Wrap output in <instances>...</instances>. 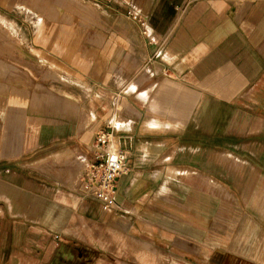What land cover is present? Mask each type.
<instances>
[{
  "label": "crops",
  "instance_id": "crops-1",
  "mask_svg": "<svg viewBox=\"0 0 264 264\" xmlns=\"http://www.w3.org/2000/svg\"><path fill=\"white\" fill-rule=\"evenodd\" d=\"M75 1L92 6L81 16L95 25L40 26L25 47L59 70L61 83L44 95L31 90L36 102L30 108L16 94L0 100V225L7 217L12 225L49 226L39 211L66 224L59 211L93 198L82 175L101 129L127 154L129 169L116 181L117 208L166 219L150 205L155 195L168 201L174 192L166 180L161 186L162 179L188 177L190 183L175 179L177 187L196 200L177 209L207 225L214 220L215 193L228 199L236 193L244 210L236 250L201 240L195 222L190 236L175 232L203 246L207 258L219 252L222 264H264V0ZM0 22L21 51V40ZM32 76L36 80L37 72ZM12 115L22 117L18 137L8 127ZM215 146L228 168L217 174ZM233 160L250 174L236 191L214 178H229ZM197 196L205 200L204 210Z\"/></svg>",
  "mask_w": 264,
  "mask_h": 264
},
{
  "label": "rangeland",
  "instance_id": "rangeland-1",
  "mask_svg": "<svg viewBox=\"0 0 264 264\" xmlns=\"http://www.w3.org/2000/svg\"><path fill=\"white\" fill-rule=\"evenodd\" d=\"M85 6L75 0H0V18L22 42L21 51H18L0 30V100L5 93L16 94L24 98L25 106L30 108V104L36 102L35 97L29 98L31 90L34 95H44L47 88L49 90L53 88L52 83L55 85L61 83L59 70L57 72L53 66L43 62L44 60L31 56L30 51L25 50L26 43L34 34L33 30L40 26H61L68 21L81 25L83 22L86 25H95L93 18L81 16L83 12H93L89 9L92 6L88 4ZM7 37L13 40L8 34ZM36 72L37 81L33 77ZM16 79L21 81L17 83ZM46 79L49 80L48 83ZM54 88L57 89V86ZM41 100L44 101L45 98H37L38 103ZM13 116L15 118L9 121L8 127L18 137V121H21L22 117ZM1 125L0 115V133ZM233 134L235 133H231V138L237 140V134ZM112 147L117 149L115 146ZM220 150L221 146H215V174L228 169L222 168L224 162ZM232 150L233 154L238 156L239 151ZM22 152L29 153L28 147H24ZM244 169H240L238 161L233 160L229 162V178L222 179L216 176L214 178L220 183L228 182L229 188L236 191L235 187L250 180L248 170L245 169V172ZM175 179L191 182L188 177L162 179L161 186L166 180L168 189L174 190L175 195L174 192L170 194L167 201V195L157 194L156 200L150 204L155 213L166 214V219L162 215H158L157 218L151 213L146 215L143 212L148 220L137 214L142 220L139 221L130 207L124 208L119 205L121 210L117 208L115 195L114 202L107 208H104L103 202L93 197L81 201L76 209L71 204V208L64 213L59 211L66 222L64 225H56L57 221L46 217L42 211L38 212V217L49 226L33 225L25 220H16L14 222L16 224L12 225L10 223L13 220L5 217L3 224L0 225V264H222V257L217 255L219 252H210L207 258L203 246L175 231L190 236L192 233L190 224L195 222L197 224L192 225L203 231L199 234L201 240L205 241L208 237L220 250H236L238 230L236 224L238 219L244 216V210L238 207L237 194L228 199L222 194L215 193L214 220L206 225L198 219L193 220V215L188 209H177V204L193 206L196 197L193 193L190 195L188 191L181 193L177 187L180 183L178 184ZM198 180V187L201 189L203 186L200 179ZM204 201L197 196L199 210L206 208ZM169 215L173 216L171 221L167 217ZM2 245L5 248L3 251ZM11 251H14V254L12 252L14 257H8Z\"/></svg>",
  "mask_w": 264,
  "mask_h": 264
},
{
  "label": "built area",
  "instance_id": "built-area-1",
  "mask_svg": "<svg viewBox=\"0 0 264 264\" xmlns=\"http://www.w3.org/2000/svg\"><path fill=\"white\" fill-rule=\"evenodd\" d=\"M111 135L106 130L95 133L91 157L84 164L83 179L90 194L104 203V208L114 202L117 179L127 173V154L110 148Z\"/></svg>",
  "mask_w": 264,
  "mask_h": 264
},
{
  "label": "bare ground",
  "instance_id": "bare-ground-1",
  "mask_svg": "<svg viewBox=\"0 0 264 264\" xmlns=\"http://www.w3.org/2000/svg\"><path fill=\"white\" fill-rule=\"evenodd\" d=\"M88 5H90V4H88ZM91 6V5H90ZM11 25H12V23H11ZM0 28H3L4 30H5V33H7L9 36H11V34L8 32V30L3 26V22H0ZM11 38L14 40V38L11 36ZM2 98V97H1ZM5 98V97H4ZM15 117L12 115V116H10V117H8V124H9V121H11L12 119H14ZM4 123H5V121H4ZM112 146H114V145H111L110 146V148H114V147H112Z\"/></svg>",
  "mask_w": 264,
  "mask_h": 264
}]
</instances>
